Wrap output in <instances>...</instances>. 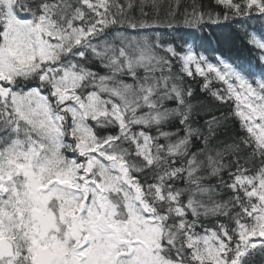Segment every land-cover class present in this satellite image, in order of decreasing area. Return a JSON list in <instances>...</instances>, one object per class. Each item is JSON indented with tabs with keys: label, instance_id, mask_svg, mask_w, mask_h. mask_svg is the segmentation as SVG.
Masks as SVG:
<instances>
[{
	"label": "snow or ice",
	"instance_id": "6c2138e0",
	"mask_svg": "<svg viewBox=\"0 0 264 264\" xmlns=\"http://www.w3.org/2000/svg\"><path fill=\"white\" fill-rule=\"evenodd\" d=\"M0 264H264V0H0Z\"/></svg>",
	"mask_w": 264,
	"mask_h": 264
},
{
	"label": "trees",
	"instance_id": "16d2710c",
	"mask_svg": "<svg viewBox=\"0 0 264 264\" xmlns=\"http://www.w3.org/2000/svg\"><path fill=\"white\" fill-rule=\"evenodd\" d=\"M218 47L225 52L231 51L233 55L241 58L247 56L246 49L242 46L240 37L236 33H226Z\"/></svg>",
	"mask_w": 264,
	"mask_h": 264
}]
</instances>
